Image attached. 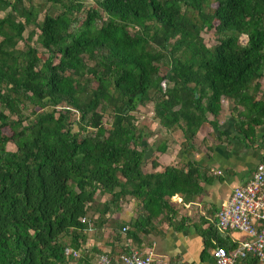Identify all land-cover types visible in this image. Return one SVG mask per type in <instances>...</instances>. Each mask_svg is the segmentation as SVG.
<instances>
[{"label": "trees", "instance_id": "trees-1", "mask_svg": "<svg viewBox=\"0 0 264 264\" xmlns=\"http://www.w3.org/2000/svg\"><path fill=\"white\" fill-rule=\"evenodd\" d=\"M23 1L0 0V264H77L64 248L107 226L138 243L152 221L175 216L168 197L201 192L193 140L204 124L220 134L222 99L238 134L264 125V0H93L85 10L83 0H44L39 21ZM29 24L37 33L24 38ZM210 29L208 47L200 31ZM148 102L165 135L153 150L181 136L178 161L160 171L154 160L143 170L142 143L157 133L133 116ZM125 198L136 215L113 223Z\"/></svg>", "mask_w": 264, "mask_h": 264}, {"label": "crops", "instance_id": "crops-1", "mask_svg": "<svg viewBox=\"0 0 264 264\" xmlns=\"http://www.w3.org/2000/svg\"><path fill=\"white\" fill-rule=\"evenodd\" d=\"M262 90L264 84L259 86V91ZM257 94L256 98L260 93ZM235 120V115L229 109L224 113L220 111L218 120L220 134L213 132L212 128L210 130L215 135L214 145L203 146L195 154V162L199 166L201 177V181L198 182L201 192L188 202L182 201L179 195L168 197L170 206L175 210V216L171 221L158 217L149 224L148 233H138V243L129 237H124V232L116 237L110 226L101 227L96 232L85 230V241L78 249L81 261L77 264H91L102 252L114 257L121 250L128 248L149 253L152 264H213L210 250L213 246L212 241L216 242V239L210 236L207 230L209 226L212 230L215 229L216 211L235 187L246 182L255 163L264 154V125L255 126L254 135L249 139L235 132ZM171 138L176 141L173 143L176 147L174 150L170 149L168 142L165 152L153 150L151 144L143 145L144 155H147L144 157V161L147 162L144 171L151 170L150 160L157 163L155 171H160L164 166L173 165L178 161L175 154L181 136L176 132ZM209 146L211 148L208 149ZM107 196L99 201L109 198L108 194ZM119 207V211L108 218L113 223L127 222L136 215L137 205L132 198L122 200ZM205 237L208 238L207 244L204 242Z\"/></svg>", "mask_w": 264, "mask_h": 264}, {"label": "built area", "instance_id": "built-area-1", "mask_svg": "<svg viewBox=\"0 0 264 264\" xmlns=\"http://www.w3.org/2000/svg\"><path fill=\"white\" fill-rule=\"evenodd\" d=\"M215 229L235 245L227 250L212 241L210 253L213 264H235L245 256H252L258 264H264V154L255 163L246 182L235 187L216 211ZM124 231L125 227H121V232ZM63 253L79 258L78 250L69 246L64 248ZM91 264H152V258L149 253L128 248L114 257L99 253Z\"/></svg>", "mask_w": 264, "mask_h": 264}, {"label": "rangeland", "instance_id": "rangeland-1", "mask_svg": "<svg viewBox=\"0 0 264 264\" xmlns=\"http://www.w3.org/2000/svg\"><path fill=\"white\" fill-rule=\"evenodd\" d=\"M24 3H27L26 0L23 1ZM30 3H32L35 7H39L40 11L38 13L37 19L36 20H41L42 14L43 12L49 8L48 4L44 3V0H30ZM93 5V0H83V8L84 10L86 8H88L89 6ZM213 6V4L211 5ZM51 12L53 13L54 10L53 8L51 9ZM3 15V12L0 11V16ZM215 22H213L214 24ZM30 30H35V32L37 33V29L35 28V26H33L32 24H29L26 26L25 30L23 31V37L25 38L27 35V32ZM200 36L202 37L203 43L210 47L211 45H213L215 43V33L213 31V29L210 30H202L200 31ZM245 41V37L244 36H240L239 37V42L243 43ZM31 44L34 45L35 47H37L38 45L35 43V35L32 37V41ZM22 46V42L18 43V47ZM259 84H264V76H262L259 79ZM258 95V94H257ZM256 95V96H257ZM227 102L224 101L223 99L221 100V110L223 113L227 112L229 107L228 105H226ZM27 112V110L25 111ZM133 116L135 117V123L138 124V126L142 125L144 126L145 129H149V131L157 133L155 136H152V138H150L148 140V142H144L142 143V145L144 144H151L152 146L156 144V142H158L160 139H163L165 137L164 135V131L161 127H159L156 124V120L153 119V112H152V103L148 102L143 106H139L137 108V110L133 113ZM109 121V118L107 115H104L102 118V122L105 124V126L107 127V123ZM211 130V126L204 124L201 129L199 130V132L196 133L195 138L193 140V143L196 145L197 150L200 151V149L203 146L206 145H214L215 143V135L213 132H210ZM3 132L8 133L7 129H3ZM177 132V131H176ZM176 132L172 133L175 134ZM175 136V135H174ZM177 140L179 139V135L176 137ZM172 138L166 139V142H168V144H170V149L174 150L176 149L175 146H173V143L176 141L175 140H171ZM165 140V139H164ZM170 141H172L170 143ZM179 145V143H178ZM7 148L8 149H13V145H11L10 143L7 144ZM147 156V155H145ZM151 156H149L150 158ZM148 158V159H149ZM149 161V160H148ZM146 161H144V168L146 169ZM108 197L107 194H102V195H98L96 196L97 200H102L103 198Z\"/></svg>", "mask_w": 264, "mask_h": 264}]
</instances>
